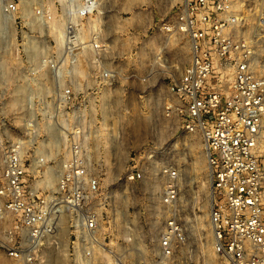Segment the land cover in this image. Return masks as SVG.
Listing matches in <instances>:
<instances>
[{
  "label": "built area",
  "instance_id": "obj_1",
  "mask_svg": "<svg viewBox=\"0 0 264 264\" xmlns=\"http://www.w3.org/2000/svg\"><path fill=\"white\" fill-rule=\"evenodd\" d=\"M247 2L179 0L173 23L161 29L188 36L189 58L177 75L166 77L171 99L150 93L152 101L163 102L166 117H177L183 132L200 134L205 142L212 249L224 264H264V49L256 47L257 30L245 31ZM49 3L0 0V35L19 28L23 54L41 55L53 77L69 81L45 111L55 119L49 134L57 142L50 147L67 152L55 194H25L19 152L12 149L5 157L0 218L6 212L13 223L0 240L3 254L25 264H173L188 244L174 206L178 169L162 170L161 208L151 224L157 227L147 240L125 234L112 239L104 213L109 197L99 194L92 168L105 165L94 157L97 141L119 140L118 123L107 117L120 73L105 65L110 48L91 23L102 16L100 2L53 0L54 10ZM53 20L56 31L50 34L45 29ZM144 177L139 169L127 174L129 181Z\"/></svg>",
  "mask_w": 264,
  "mask_h": 264
},
{
  "label": "rangeland",
  "instance_id": "obj_2",
  "mask_svg": "<svg viewBox=\"0 0 264 264\" xmlns=\"http://www.w3.org/2000/svg\"><path fill=\"white\" fill-rule=\"evenodd\" d=\"M49 1L54 10L53 0ZM236 1H248L245 31L258 33L256 47L264 49V0ZM99 2L102 16L97 15L95 20L93 16L91 23L100 29L102 42L109 45L105 65L118 69L121 75L109 98L112 109L107 117L110 123H118L119 140L97 141L94 157L105 165L92 168L99 176V194L109 197L106 201L110 205L105 206L104 213L110 217L111 238L120 239L125 234L148 239L157 227L151 225L158 215L156 210L161 208L159 195L165 180L162 170L173 167L179 170V194L174 206L188 234L183 255L173 264H224L212 249L205 142L200 134L183 132L177 117L165 116L163 102L156 103L150 97V93L159 92L166 100L171 99L165 93L166 77L177 75L189 58L188 36L161 29L173 23L179 0ZM55 25L53 20L45 30L52 34ZM23 42L19 28L0 35V194L4 160L13 149L19 152L23 164L25 194L48 196L55 194L57 175L67 152L61 145L50 147L57 142L49 134L55 119L45 111L55 106L52 99L69 81L63 75L53 77L47 63H41V55L23 54ZM49 53L44 51L43 57L49 58ZM141 77L145 81H140ZM138 169L144 172V180L129 181L127 174ZM3 202L0 196V205ZM3 215L1 241L13 223L10 214ZM125 226L129 228L125 229L127 233ZM0 264L25 263L5 257L0 247Z\"/></svg>",
  "mask_w": 264,
  "mask_h": 264
},
{
  "label": "bare ground",
  "instance_id": "obj_3",
  "mask_svg": "<svg viewBox=\"0 0 264 264\" xmlns=\"http://www.w3.org/2000/svg\"><path fill=\"white\" fill-rule=\"evenodd\" d=\"M156 59H158V55H157ZM106 114H107V112H106ZM209 204H211V194H209Z\"/></svg>",
  "mask_w": 264,
  "mask_h": 264
}]
</instances>
